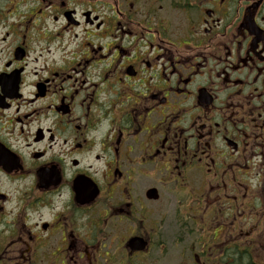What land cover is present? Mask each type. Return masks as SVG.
I'll list each match as a JSON object with an SVG mask.
<instances>
[{
    "label": "flooded vegetation",
    "instance_id": "1",
    "mask_svg": "<svg viewBox=\"0 0 264 264\" xmlns=\"http://www.w3.org/2000/svg\"><path fill=\"white\" fill-rule=\"evenodd\" d=\"M0 264H264V0H0Z\"/></svg>",
    "mask_w": 264,
    "mask_h": 264
}]
</instances>
